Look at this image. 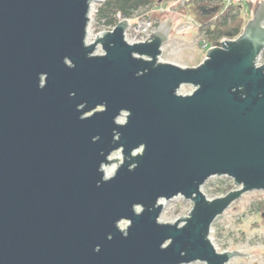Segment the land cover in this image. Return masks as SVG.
Listing matches in <instances>:
<instances>
[{
  "label": "water",
  "instance_id": "water-1",
  "mask_svg": "<svg viewBox=\"0 0 264 264\" xmlns=\"http://www.w3.org/2000/svg\"><path fill=\"white\" fill-rule=\"evenodd\" d=\"M91 1L0 0V264L250 256L217 251L209 234L264 190V0L238 37L185 67L159 59L170 19L143 42L124 39L126 18L87 43ZM224 175L240 188L208 199L201 185ZM179 195L191 211L161 222V200Z\"/></svg>",
  "mask_w": 264,
  "mask_h": 264
},
{
  "label": "rangeland",
  "instance_id": "rangeland-1",
  "mask_svg": "<svg viewBox=\"0 0 264 264\" xmlns=\"http://www.w3.org/2000/svg\"><path fill=\"white\" fill-rule=\"evenodd\" d=\"M256 1H254L255 5ZM102 2L103 0L91 1L90 3L91 7L88 15L90 19L87 24L85 38L88 43H92L94 37L105 29L103 25L97 22L96 17L97 9ZM224 8L225 2L196 4L194 2L187 3L176 0H154L151 6L139 9L134 14L150 15L157 28L161 22L170 19L172 25L169 34L170 38L162 46L163 53L159 59L183 66L185 64H195L196 66L203 61L206 55L204 47L200 45L202 33L199 25L202 22H206V20L215 18ZM250 18L251 16L247 17V20ZM95 53H103L101 46L96 47ZM260 55L258 64L264 65V54ZM192 90L193 87L186 84L180 87L178 93L186 95ZM119 120L124 121V116H120ZM121 156L120 151L112 152L109 157L112 161L104 167L105 173H111L117 168ZM237 188H240V186L234 184L233 179L227 175L212 176L203 182L201 192L208 199H213L222 197L226 192ZM161 202L163 203V210L158 219L163 223H173L180 219L181 216H187L192 208V202L185 199L182 195L168 200L162 199ZM263 213L264 190H248L214 219L209 234V239L214 248L219 252L241 251L250 255L231 258L227 264H264ZM122 223V228H124L128 221L123 220ZM189 264L206 263L194 261Z\"/></svg>",
  "mask_w": 264,
  "mask_h": 264
},
{
  "label": "trees",
  "instance_id": "trees-1",
  "mask_svg": "<svg viewBox=\"0 0 264 264\" xmlns=\"http://www.w3.org/2000/svg\"><path fill=\"white\" fill-rule=\"evenodd\" d=\"M153 2L154 0H103L96 12L97 22L103 26L115 25L118 21L117 13L124 18H130L137 10L148 8ZM189 2L213 4L211 0H190L187 3ZM255 6L254 0H246L238 5L228 6L215 18L200 23L199 29L202 33L200 45L205 44L204 49L207 51L211 46H218L223 38L238 37L247 17L252 15ZM246 11H248L249 16L246 15ZM261 54H264V49Z\"/></svg>",
  "mask_w": 264,
  "mask_h": 264
},
{
  "label": "built area",
  "instance_id": "built-area-1",
  "mask_svg": "<svg viewBox=\"0 0 264 264\" xmlns=\"http://www.w3.org/2000/svg\"><path fill=\"white\" fill-rule=\"evenodd\" d=\"M180 2H188L190 0H176ZM246 0H211L213 4L219 3V2H225V8H227L230 5H238L239 3H243ZM137 12V11H136ZM135 12V13H136ZM246 15L249 16L248 11H246ZM118 21L115 23V25L124 19H128L129 25L124 33V39L130 43L135 42H143L149 39V35L157 29V26H155V22L152 19L150 15L142 16L141 14H133L132 17H122L119 13H117ZM131 21V23H130ZM115 25L112 26H104V30L112 31L115 27ZM226 39L223 38L220 40V43L225 41ZM202 47H206L205 44H203Z\"/></svg>",
  "mask_w": 264,
  "mask_h": 264
},
{
  "label": "crops",
  "instance_id": "crops-1",
  "mask_svg": "<svg viewBox=\"0 0 264 264\" xmlns=\"http://www.w3.org/2000/svg\"><path fill=\"white\" fill-rule=\"evenodd\" d=\"M254 1H256V0H254ZM262 1V0H261ZM260 0L259 1H256L257 3H256V5L259 3V2H261ZM180 66H183V65H180ZM185 66H195V64H185L184 65V67Z\"/></svg>",
  "mask_w": 264,
  "mask_h": 264
},
{
  "label": "bare ground",
  "instance_id": "bare-ground-1",
  "mask_svg": "<svg viewBox=\"0 0 264 264\" xmlns=\"http://www.w3.org/2000/svg\"><path fill=\"white\" fill-rule=\"evenodd\" d=\"M87 43H88V42H87ZM89 43H90V42H89ZM106 175H107V176H110V173H106ZM161 203H162V202H161ZM162 205H163V203H162ZM122 224H123V223H120V224H119V228H122Z\"/></svg>",
  "mask_w": 264,
  "mask_h": 264
}]
</instances>
